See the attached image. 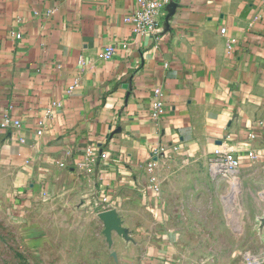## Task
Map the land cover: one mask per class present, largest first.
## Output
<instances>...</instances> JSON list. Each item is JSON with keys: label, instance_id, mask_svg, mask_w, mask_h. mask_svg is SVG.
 I'll return each mask as SVG.
<instances>
[{"label": "crops", "instance_id": "crops-1", "mask_svg": "<svg viewBox=\"0 0 264 264\" xmlns=\"http://www.w3.org/2000/svg\"><path fill=\"white\" fill-rule=\"evenodd\" d=\"M174 1L157 39L127 20L137 0H0V174L24 205L114 208L122 258L164 214L165 171L224 148L264 181V0Z\"/></svg>", "mask_w": 264, "mask_h": 264}, {"label": "rangeland", "instance_id": "rangeland-1", "mask_svg": "<svg viewBox=\"0 0 264 264\" xmlns=\"http://www.w3.org/2000/svg\"><path fill=\"white\" fill-rule=\"evenodd\" d=\"M242 170L213 177L206 161L171 168L160 183L153 179L164 214L153 219L147 240L134 244L137 258L130 247L120 256L118 231L108 238L100 210L66 209L48 198L24 205L1 173L0 264H264V181Z\"/></svg>", "mask_w": 264, "mask_h": 264}, {"label": "built area", "instance_id": "built-area-1", "mask_svg": "<svg viewBox=\"0 0 264 264\" xmlns=\"http://www.w3.org/2000/svg\"><path fill=\"white\" fill-rule=\"evenodd\" d=\"M174 0H137V8L128 16L127 20L132 24L133 30L139 35H151L160 38L162 32V18L168 14L167 6ZM222 33H226V29H222ZM229 49L232 45L229 44ZM114 48L106 47L102 56L106 60H110L114 56ZM156 99L153 107V116L159 118L163 112L164 102L161 99L162 90H155ZM3 124L7 128H18L22 125L20 119L6 113L3 117ZM43 131L39 130V134ZM102 159H107V153H101ZM210 172L213 177L232 178L239 173L242 168V159L230 150L217 148L209 159ZM155 191H158L159 186L153 185ZM145 192L141 191V195ZM106 202V199L103 200ZM100 211L110 209L103 204H98Z\"/></svg>", "mask_w": 264, "mask_h": 264}, {"label": "water", "instance_id": "water-1", "mask_svg": "<svg viewBox=\"0 0 264 264\" xmlns=\"http://www.w3.org/2000/svg\"><path fill=\"white\" fill-rule=\"evenodd\" d=\"M177 7H178V3L176 1H172L167 6V11H168V14L166 17L167 25H169L171 18L174 16ZM99 215L105 221V225H106L105 232L108 238L111 239V232L113 230L118 231V233L124 235L125 237L128 235V230L122 226V221L117 211L114 208L100 211Z\"/></svg>", "mask_w": 264, "mask_h": 264}]
</instances>
